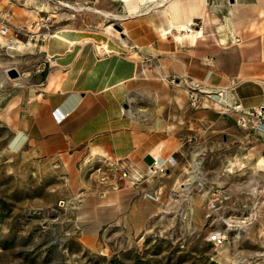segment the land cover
<instances>
[{
    "label": "crops",
    "instance_id": "crops-1",
    "mask_svg": "<svg viewBox=\"0 0 264 264\" xmlns=\"http://www.w3.org/2000/svg\"><path fill=\"white\" fill-rule=\"evenodd\" d=\"M207 1L203 17H195V28L204 29L198 40L175 28L166 38L161 34L171 21L182 29L188 15L202 12V0H165L163 8L150 2L129 13L120 25L124 42L108 33L119 51L99 53L98 39L109 36L83 28L62 27L55 34L59 43L42 40L33 82L7 83L0 120L13 134L12 147L75 165L94 161L107 174L105 204L119 214L127 206L140 214V206L170 205L175 187H185L177 171H188L183 179L202 192L205 181L191 162L198 151L220 136L230 145L257 134L239 130V115L225 113L214 95L225 92L229 107L241 104L247 113L264 109V0ZM171 3L177 10L168 13ZM154 65L160 78L147 68ZM170 76L183 80L173 86ZM185 83L197 84L199 108ZM171 157L177 163L165 176L147 177L154 159Z\"/></svg>",
    "mask_w": 264,
    "mask_h": 264
},
{
    "label": "rangeland",
    "instance_id": "rangeland-1",
    "mask_svg": "<svg viewBox=\"0 0 264 264\" xmlns=\"http://www.w3.org/2000/svg\"><path fill=\"white\" fill-rule=\"evenodd\" d=\"M129 13L121 0H0V19L10 27L0 43V117L7 83L33 82L39 46L48 41L44 33L65 26L106 33ZM102 38L100 45L107 41ZM147 68L159 76L160 65ZM10 69L20 76L11 79ZM182 80L167 81L177 86ZM185 84L190 95L192 87L198 91L197 84ZM262 134L244 144L227 145L223 136L212 147L206 143L191 161L206 183L202 192L185 182L188 171H177L185 187H175L170 205L140 206V214L127 206L119 214L105 204L106 172L94 161L75 165L14 148L0 120V264H264ZM181 187L186 191L178 196ZM216 232L222 244L208 241Z\"/></svg>",
    "mask_w": 264,
    "mask_h": 264
},
{
    "label": "built area",
    "instance_id": "built-area-1",
    "mask_svg": "<svg viewBox=\"0 0 264 264\" xmlns=\"http://www.w3.org/2000/svg\"><path fill=\"white\" fill-rule=\"evenodd\" d=\"M10 31V27L5 22L2 23L0 27V34L3 36H7ZM55 31L54 30H48L46 33L43 34V39H48ZM219 98L221 101V104L223 106V111L225 113L229 112H235L239 115L238 118V125L244 129H250L253 131H257L259 133L264 132V109H258L254 111L253 113H247L242 108L241 104L235 105L234 107H229L225 101H224V92H220L216 95H214ZM191 104L195 108H199L198 104L200 101L199 93L196 91L195 88H191ZM197 138H193L192 140H196ZM176 160L171 157L169 159H162V158H156L154 159L153 163L149 167V171L147 172V177L151 176H162L167 173V171L170 170L171 166L176 165ZM121 176L123 178L129 177L128 171H123L121 173ZM139 181V179H134V182ZM151 199L157 200V197L153 195H148ZM208 241L213 243L214 245L222 244L223 242V236L221 233L216 232L209 236Z\"/></svg>",
    "mask_w": 264,
    "mask_h": 264
},
{
    "label": "bare ground",
    "instance_id": "bare-ground-1",
    "mask_svg": "<svg viewBox=\"0 0 264 264\" xmlns=\"http://www.w3.org/2000/svg\"><path fill=\"white\" fill-rule=\"evenodd\" d=\"M122 2H123V4L126 6V8H127V10L132 14V13H138V12H140V11H143L144 10V8L142 7V6H144V5H147L149 2H148V0H121ZM146 2H148V3H146ZM207 0H202V4H203V6H202V12L201 13H193V14H190V15H188L187 16V20H186V22L184 23V25H183V27H182V29L180 28H178V22L176 21V22H173V21H171V23H170V27H169V29H164V28H162V34L161 35H163L162 36V38L164 37V38H166L167 37V33H168V31H170V32H172V30L175 28V29H177L178 31H181V35H186V36H188V37H191V38H193V39H196V40H198V39H200V38H202L203 36H204V29H203V27H200V28H195L196 26H198V23L195 21V17L196 16H202L203 17V12H204V10L206 9L205 7H206V5H207ZM155 3V5L157 6V7H162V6H164L165 5V0H153V4ZM169 7H167L166 8V12H168V13H171L172 11H174V10H177V8L175 7V6H172V3L170 4V5H168ZM148 8V7H147ZM163 8V7H162ZM150 9H151V7H150ZM157 9V8H156ZM155 9V10H156ZM193 9V8H192ZM154 10V11H155ZM159 11V10H158ZM193 12V11H192ZM151 13H153V12H151ZM106 16H108V15H110V13H108V12H105L104 13ZM116 17H121V18H123V16H118V15H116ZM203 19V18H202ZM203 25V24H202ZM125 30V29H124ZM113 31H115L117 34H118V36L119 37H121V35L123 34V32H121V31H119V30H117V29H115L113 26H112V24L111 25H109L107 28H106V34L109 36V42H107L108 41V39H106L107 41H105L104 43H102L101 45H97L98 46V48H100V49H102V50H104V51H106V52H113V51H119V44L117 43V42H115V40H113V38H111L110 37V35L113 33ZM58 32V31H57ZM56 32V33H57ZM60 32H61V30H60ZM60 32H59V37H60ZM64 32V31H63ZM56 33H54V34H52L51 36H50V39L52 40V43H56V42H58L59 43V40H56V39H58L57 37H55V34ZM108 33H110V35L108 34ZM113 35V34H112ZM117 36V35H116ZM117 36V37H118ZM121 39L123 40V38L121 37ZM176 39H178V36L176 37ZM111 41V42H110ZM123 42H124V40H123ZM0 43H4V36L3 35H1L0 34ZM125 44H127V43H125ZM99 49V50H100ZM225 93V92H224ZM218 100V99H217ZM218 102V101H217ZM126 192V191H125ZM111 193V192H110ZM94 227V226H93ZM96 228V227H95ZM95 234V233H94Z\"/></svg>",
    "mask_w": 264,
    "mask_h": 264
},
{
    "label": "water",
    "instance_id": "water-1",
    "mask_svg": "<svg viewBox=\"0 0 264 264\" xmlns=\"http://www.w3.org/2000/svg\"><path fill=\"white\" fill-rule=\"evenodd\" d=\"M230 1L233 2V0H230ZM114 28H116L117 30H119L121 32L123 31L122 27L118 24H114ZM8 76L11 79H15V78H18L20 76V74L16 69H10V70H8ZM125 107H127V105H125Z\"/></svg>",
    "mask_w": 264,
    "mask_h": 264
}]
</instances>
